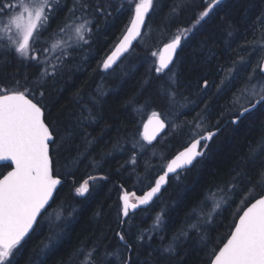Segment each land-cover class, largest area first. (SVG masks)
<instances>
[{
    "label": "snow or ice",
    "instance_id": "6c2138e0",
    "mask_svg": "<svg viewBox=\"0 0 264 264\" xmlns=\"http://www.w3.org/2000/svg\"><path fill=\"white\" fill-rule=\"evenodd\" d=\"M125 4L134 5L131 8L130 21L114 51L102 61L104 72L111 70L130 51L134 40L145 36L143 30L146 27L149 28V34L153 31L148 20L156 12L159 0H123L116 11L124 9ZM113 7V0H71V7L67 8L56 29L44 37L45 46L41 47V37L50 27L54 14L63 10L61 0H17L16 4L0 0V52L15 54L22 63L33 64L39 68L33 81L24 85L23 91L19 90L20 80H16L12 88L0 86V161L11 162L8 165L11 170L6 174L0 173V264H21V260L23 264H47L48 258L56 250V242L67 227L66 224L61 227L60 223H54L49 228L50 235L46 243L42 242L41 246L32 248L26 258H23V252L31 234L43 227L42 218L48 219L45 212L50 201L55 199L57 186L61 184V179L55 174V165L62 155L61 150L70 151L71 142L79 138V143L75 145L76 156L72 158L79 165L88 158L93 147L103 140L104 135L112 130L106 125L95 137L87 131L102 119L98 111L104 103L99 92L85 98L87 84L73 94L71 100L75 109L68 111L67 119L59 128L57 124L47 122L46 105L42 101L46 95L45 89L55 86V77L61 74L66 63L65 57L70 58L69 49L75 47L67 41L53 43L51 51L54 53L59 48L61 54L50 58L47 55L50 52L47 42L58 36L74 33L77 45L80 42L87 44L86 36L91 37L93 26L99 28L100 19L111 16ZM233 9L243 10L239 16V24L244 27L243 32L236 23L237 18L232 14ZM186 12L191 14V25L177 27L175 33H168L165 22ZM220 13H223L220 19L227 36L224 39V49L232 50L235 58L211 69L205 64V71L196 80L199 99L193 102L196 107L203 102V107L191 120L186 119L179 123L169 122L162 118V112L153 111L148 121L143 124V132L140 134L141 139L153 147V141L165 129H170L168 135L172 137L186 135L195 138L173 158L168 159L166 155H161V160L167 162L161 167L162 174H158L154 184L151 179L153 171L156 170L151 167L150 161H145L142 179L148 181V190L142 196L136 197L135 202H130L127 191L122 192L118 214L121 230L114 233L120 247L109 251V246L104 245L102 249L104 233L101 232L100 238L91 246L85 243L74 248L68 260L62 259L58 264H104V258L110 256H115L118 264H185L190 251L197 250V246L203 251L211 243L209 232L216 223V216L227 210L237 197H240L242 204H248L252 199L254 202L243 209L238 207L239 219L233 220L234 227L230 229L226 242H223L219 250H216V246L210 249L206 264H264V135L254 145L249 144V153L231 169L228 179L210 186L207 189L208 195L192 204L185 213V222L173 233L169 243L153 249L143 262L139 257L143 255L141 249L145 234L151 236V233L162 229L164 210L155 216L151 230L144 229L136 236L135 244L129 242L131 228L127 231L122 228L124 224L130 223V212L153 202L162 187L168 183L170 174H174L179 181V171L193 165L198 157L205 154L210 148V142L222 130L219 126L222 120L226 124L239 126L246 121H252L257 113L264 117V0H232L231 4L228 0H172L169 11L162 20L164 30L160 36V40L167 39V42L163 43L162 48L151 52V56L156 58L152 65L156 78L159 79L165 70L172 75L166 87L160 86L161 90L155 94V101L150 97L147 103L164 105L166 102L167 109L171 111L177 102L176 89L180 85L179 75L171 66L180 59L179 53L186 46V42H190ZM241 40L242 42L237 43ZM233 44L237 45L236 48L232 47ZM253 55L257 57L255 61L252 59ZM213 58L209 55L207 60ZM52 59L56 62L53 63ZM209 72L214 77H220L218 83L215 79H209ZM27 80L25 77V81ZM144 83L148 84L149 81L145 80ZM213 85L215 92L205 100L204 97ZM37 89L40 99L34 102L30 95L34 97ZM226 93H231V97L220 107L216 116L217 126L214 131L208 130L205 122H210L214 104ZM179 115L180 113L175 114L177 120ZM261 122L264 123V119ZM61 131L64 133L62 136ZM145 143L133 139L131 155L120 165V169L130 165L132 172L136 173ZM125 151L121 138L117 137L111 150L103 153L100 160L92 159L93 167H98L105 157L113 156L114 152L124 154ZM240 164L244 167L237 171ZM257 189L259 198L255 199ZM75 193L77 196L89 193L88 181L77 187ZM205 208L209 210L205 211ZM240 211L242 214H239ZM56 219L60 221L63 217L58 215ZM49 224L52 225L53 222L49 221ZM98 253L100 259H97Z\"/></svg>",
    "mask_w": 264,
    "mask_h": 264
},
{
    "label": "trees",
    "instance_id": "16d2710c",
    "mask_svg": "<svg viewBox=\"0 0 264 264\" xmlns=\"http://www.w3.org/2000/svg\"><path fill=\"white\" fill-rule=\"evenodd\" d=\"M7 2L16 4L17 0H7ZM122 2L123 0H113L112 15L107 19L102 17L99 21V28L93 26L91 37L86 36L87 44L80 42L77 45L74 33L58 36L47 42V46L50 48L47 55L50 58L61 54L59 48L54 53L51 51L53 43L67 41L68 44L75 46L69 49L71 56L70 58L65 57L66 63L61 69V74L55 77V86L45 89L46 95L42 103L46 105L47 122L55 123L59 128L60 124L67 119L68 111L75 109L71 100L73 94L77 89L87 84L85 98L87 99L94 92H99L104 101L102 108L98 111V115L102 119L87 131L95 137L106 125L110 126L112 130L104 135L103 140L93 147L88 158L79 165L72 161V158L76 156L75 145L79 143V138L71 142L70 151L61 150L62 155L55 165V174L63 180V184L58 188L55 199L45 212V217L48 219L42 218L43 227L32 233L31 237L27 239L23 258L27 257L32 248L41 246L42 242H47L50 235L49 228L54 226V223H60L61 227L66 224L67 227L56 242V250L48 258L47 264H58L62 259L67 261L74 248L81 247L85 243L91 246L100 238L101 232L104 233L102 249L104 245L109 246V251L120 247L114 233L121 230L118 224V214L120 211L119 197L122 192H134L136 196L144 193L148 189L146 186L148 181L142 179L145 161H150L151 167L156 170L153 171L151 179L154 184L155 178L162 173L161 167L167 162L161 160V155H166L168 159H171L195 138H189L186 135L172 137L168 135L170 129H166L165 133L153 143L155 147L148 146L140 135L143 123L153 111L162 112V118H166L169 122L179 123L186 119L191 120L203 107V102H200L199 107L194 106L193 102L199 99L196 80L205 71V64L211 69L235 58L232 50L224 49V39L227 36L222 27L223 21L220 19L223 13H220L209 24H206L190 42H186V46L179 53L180 59L171 66L173 71L178 73L180 80V85L176 89L177 102L171 111L167 109L166 102L164 105L161 103L148 104L147 101L150 97L155 101V94L160 92V86L166 87L169 77L172 75L166 70L157 79L152 66L153 60L156 58L151 56L152 51H157L163 46V43L167 42V39L160 40V36L164 30L162 20L168 13L172 0H159L156 12L148 20L153 31L149 34V28L146 27L143 30L145 36L137 40L115 67L104 72L102 61L112 52L123 36L130 21L131 8L134 7V5L125 4L124 9L116 11ZM228 2L231 4L232 0H228ZM61 6L63 10H58V13L54 14L50 27L41 37V47L45 46L44 37L56 29L67 8L71 7V0H61ZM242 11V9L232 10L241 32L244 31V27L239 24V16ZM190 15L186 12L174 20L166 21L168 33H175L177 27L190 26L192 23ZM240 42L242 40L237 43ZM236 46V44L232 45L233 48ZM209 55L214 57L210 61L207 60ZM252 59L255 61L257 57L253 55ZM52 62L55 63V59H52ZM38 71V67L22 63L15 54L0 52V86L12 88L16 80H20L19 90L23 91L24 85L30 84ZM25 77L28 78L27 81H25ZM208 77L210 80L215 79L216 83L220 79L219 76L214 77L211 72L208 73ZM145 80H148L149 83L145 84ZM213 92H215V85L204 99L207 100ZM230 97L231 93H226L214 104L209 117L210 122H205V127L208 130H215L216 116L220 107L226 104ZM30 98H34V102L39 100V90L35 91L34 97L30 95ZM181 105L185 106L181 107ZM176 113H180L178 120L175 116ZM57 117H59L58 120ZM262 119L264 117L257 113L252 121H246L239 126L226 124L222 120L219 126L225 125L210 142V148L191 167L179 172V181L175 175L170 177L160 196L150 206L130 213V223L124 224L122 228L124 231L131 228L129 242L135 244L136 236L144 229L151 230L155 216L162 209L165 212L162 229L151 233V236L145 234L141 249L143 255L139 257L141 262L148 258V253L153 249L169 243L173 233L185 222V213L194 202L208 195L207 189L210 186L228 179L231 169L249 153V144L254 145L264 135ZM63 134L61 131L60 135ZM117 137L121 138V143L126 149L125 153L114 152L113 156L105 157L98 167H93L92 159L100 160L103 153L111 150ZM133 139L145 143V150L139 158V167L136 173L132 172L130 165L120 169V165L131 155ZM243 167L244 165L240 164L236 170L239 171ZM10 169L8 165H1L0 173L6 174ZM101 177L106 178L102 179ZM85 181H88L89 193L85 196H77L75 189ZM257 193L255 199L259 198V189H257ZM253 201L254 199L250 200L248 204H242L240 197H237L235 202L227 207V210L216 216V223L211 226L209 232L211 243L203 251L199 250V246H197V250L190 251L185 264H206L210 249L216 246L218 251L223 242H226L230 229L234 227L233 220H237L239 217L238 207L246 208ZM208 210L209 208H205V211ZM70 213L71 215H69ZM50 215H59L63 217V220L57 221L55 218H50ZM49 221H52L53 224L50 225ZM97 259H100L99 253ZM21 264H23V260H21ZM104 264H118V261L115 256H110L104 258Z\"/></svg>",
    "mask_w": 264,
    "mask_h": 264
},
{
    "label": "water",
    "instance_id": "95a60500",
    "mask_svg": "<svg viewBox=\"0 0 264 264\" xmlns=\"http://www.w3.org/2000/svg\"><path fill=\"white\" fill-rule=\"evenodd\" d=\"M122 38H123V36L121 37V39H122ZM138 39H139V38H138ZM138 39H137V40H138ZM137 40H134V41H133L132 47H133L134 44L137 42ZM162 47H163V46H162ZM162 47H161V48H162ZM114 49H115V47H114ZM114 49H113L112 51H114ZM126 54H127V53H125V54H124V55H123V56L117 61V63H116L115 65H113V67H115V66H116V65H117V64H118V63L124 58V56H125ZM109 55H111V53H110ZM165 71H166V70H165ZM147 121H148V119H147L144 123H146ZM144 123H143V124H144ZM224 125H225V124H224ZM224 125H223L222 127H224ZM222 127H221V128H222ZM165 131H166V129H165L163 132L159 133L157 139H159V138L165 133ZM213 131H214V130H213ZM142 132H143V125H142V129H141V133H142ZM154 142H155V141H153V143H154ZM190 143H191V142H190ZM190 143H189L188 145H190ZM188 145H187V146H188ZM184 148H185V147H184ZM184 148L181 149L180 151H183ZM180 151H179V152H180ZM179 152H177L175 155H177ZM175 155H174V156H175ZM174 156H173V157H174ZM173 157H172V158H173ZM198 158H199V157H198ZM198 158H197V159H198ZM10 163H11L10 161H0V166H1V165H10ZM191 166H192V165H191ZM191 166H188L186 169H188V168L191 167ZM10 168H11V167H10ZM186 169H184V170H186ZM10 170H11V169H10ZM10 170H9V171H10ZM181 171H183V170H180L179 172H181ZM161 174H162V173H161ZM172 176H174V174H170V177H172ZM170 177H169V178H170ZM1 178H2V177H1ZM62 184H63V180H61V184L58 185L57 188H59ZM166 185H167V184H166ZM166 185H164V186L162 187L161 192L158 194L157 197L154 198V200L157 199V198L160 196V194L162 193V191H163V189L166 187ZM147 190H148V189H147ZM147 190H146V191H147ZM146 191H144V192H146ZM133 193H134V192H130V193H129V194H130V202H135V201H136V197H138V196H136L135 193H134L135 195H131V194H133ZM143 194H144V193H142V194L139 195V196H142ZM131 198H134L135 201L131 200ZM257 199H258V198H257ZM154 200H153V202H154ZM153 202H151V203L148 204V205L141 206L140 208H138V209H136V210H134V211H132V212H130V213H135V212L138 211L139 209H145V208H147L148 206H150ZM253 202H254V201H253ZM51 203H52V201H50V205H51ZM50 205L48 206V208L50 207ZM248 206H249V205H248ZM48 208H47V209H48ZM241 214H242V212H241ZM238 219H239V217H238ZM238 219H237V220H238Z\"/></svg>",
    "mask_w": 264,
    "mask_h": 264
},
{
    "label": "rangeland",
    "instance_id": "374dc122",
    "mask_svg": "<svg viewBox=\"0 0 264 264\" xmlns=\"http://www.w3.org/2000/svg\"><path fill=\"white\" fill-rule=\"evenodd\" d=\"M50 218H55V220H57V216L56 215H50Z\"/></svg>",
    "mask_w": 264,
    "mask_h": 264
}]
</instances>
